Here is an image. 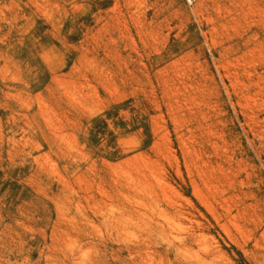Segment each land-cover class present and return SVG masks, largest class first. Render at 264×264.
I'll use <instances>...</instances> for the list:
<instances>
[{
    "label": "rangeland",
    "instance_id": "obj_1",
    "mask_svg": "<svg viewBox=\"0 0 264 264\" xmlns=\"http://www.w3.org/2000/svg\"><path fill=\"white\" fill-rule=\"evenodd\" d=\"M0 264H264V0H0Z\"/></svg>",
    "mask_w": 264,
    "mask_h": 264
},
{
    "label": "built area",
    "instance_id": "obj_2",
    "mask_svg": "<svg viewBox=\"0 0 264 264\" xmlns=\"http://www.w3.org/2000/svg\"><path fill=\"white\" fill-rule=\"evenodd\" d=\"M188 4L192 5L196 0H186Z\"/></svg>",
    "mask_w": 264,
    "mask_h": 264
}]
</instances>
